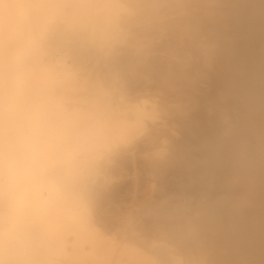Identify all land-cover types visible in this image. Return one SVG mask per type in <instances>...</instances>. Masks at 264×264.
<instances>
[{"label": "clouds", "instance_id": "clouds-1", "mask_svg": "<svg viewBox=\"0 0 264 264\" xmlns=\"http://www.w3.org/2000/svg\"><path fill=\"white\" fill-rule=\"evenodd\" d=\"M0 264H264V0H0Z\"/></svg>", "mask_w": 264, "mask_h": 264}]
</instances>
